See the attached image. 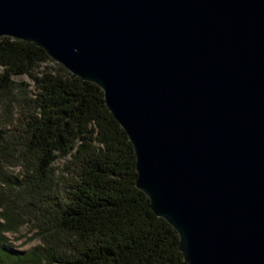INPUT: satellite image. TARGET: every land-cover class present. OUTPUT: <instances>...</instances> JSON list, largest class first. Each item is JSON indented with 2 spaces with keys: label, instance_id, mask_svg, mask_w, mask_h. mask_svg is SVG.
Masks as SVG:
<instances>
[{
  "label": "water",
  "instance_id": "water-1",
  "mask_svg": "<svg viewBox=\"0 0 264 264\" xmlns=\"http://www.w3.org/2000/svg\"><path fill=\"white\" fill-rule=\"evenodd\" d=\"M0 36L102 90L187 264H264V0H0Z\"/></svg>",
  "mask_w": 264,
  "mask_h": 264
},
{
  "label": "trees",
  "instance_id": "trees-1",
  "mask_svg": "<svg viewBox=\"0 0 264 264\" xmlns=\"http://www.w3.org/2000/svg\"><path fill=\"white\" fill-rule=\"evenodd\" d=\"M47 62L57 67L34 72ZM0 68V264H187L177 231L136 186L132 143L102 90L9 36ZM23 74L31 94L16 91ZM23 226L39 242L16 251L5 233Z\"/></svg>",
  "mask_w": 264,
  "mask_h": 264
},
{
  "label": "rangeland",
  "instance_id": "rangeland-1",
  "mask_svg": "<svg viewBox=\"0 0 264 264\" xmlns=\"http://www.w3.org/2000/svg\"><path fill=\"white\" fill-rule=\"evenodd\" d=\"M45 66H51L55 68L57 67V64L53 62L41 63L37 66V68H35L34 72H38L39 70L43 69ZM13 80L17 83L16 91L18 93H22L21 91H27L29 94H31L33 92L34 80L30 75L28 74L16 75L13 76ZM67 159L68 157L57 160L54 163V166L60 168ZM10 169H12L13 171H17L19 167L12 166ZM5 235L7 236L8 240L13 244L14 249L16 251H27L39 242V239L37 238L32 240L29 239V237L32 235V232L28 231V226H23L21 228L20 235L11 234V233H5Z\"/></svg>",
  "mask_w": 264,
  "mask_h": 264
}]
</instances>
